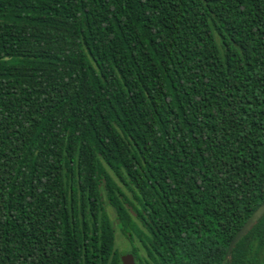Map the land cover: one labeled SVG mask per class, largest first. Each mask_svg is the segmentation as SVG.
I'll list each match as a JSON object with an SVG mask.
<instances>
[{"label":"trees","instance_id":"1","mask_svg":"<svg viewBox=\"0 0 264 264\" xmlns=\"http://www.w3.org/2000/svg\"><path fill=\"white\" fill-rule=\"evenodd\" d=\"M263 203L264 0H0V264H264Z\"/></svg>","mask_w":264,"mask_h":264},{"label":"water","instance_id":"2","mask_svg":"<svg viewBox=\"0 0 264 264\" xmlns=\"http://www.w3.org/2000/svg\"><path fill=\"white\" fill-rule=\"evenodd\" d=\"M264 215V203L260 205L253 215L245 222L242 228L237 232L229 245L230 252L242 237L252 228V226ZM122 264H135L132 255L129 252H123L121 255Z\"/></svg>","mask_w":264,"mask_h":264},{"label":"rangeland","instance_id":"3","mask_svg":"<svg viewBox=\"0 0 264 264\" xmlns=\"http://www.w3.org/2000/svg\"><path fill=\"white\" fill-rule=\"evenodd\" d=\"M116 246L121 251H124L127 247V243L119 233L116 234Z\"/></svg>","mask_w":264,"mask_h":264}]
</instances>
